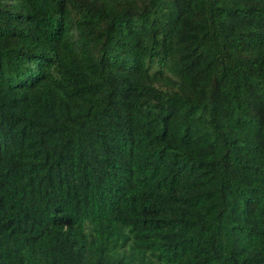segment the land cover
Returning a JSON list of instances; mask_svg holds the SVG:
<instances>
[{"label":"trees","instance_id":"1","mask_svg":"<svg viewBox=\"0 0 264 264\" xmlns=\"http://www.w3.org/2000/svg\"><path fill=\"white\" fill-rule=\"evenodd\" d=\"M0 264H264V0H0Z\"/></svg>","mask_w":264,"mask_h":264}]
</instances>
